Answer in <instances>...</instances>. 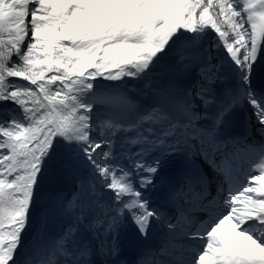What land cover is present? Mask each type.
Segmentation results:
<instances>
[{"label":"snow or ice","instance_id":"snow-or-ice-1","mask_svg":"<svg viewBox=\"0 0 264 264\" xmlns=\"http://www.w3.org/2000/svg\"><path fill=\"white\" fill-rule=\"evenodd\" d=\"M262 61L264 0H0V264H145L199 183L169 264H264Z\"/></svg>","mask_w":264,"mask_h":264},{"label":"bare ground","instance_id":"bare-ground-1","mask_svg":"<svg viewBox=\"0 0 264 264\" xmlns=\"http://www.w3.org/2000/svg\"><path fill=\"white\" fill-rule=\"evenodd\" d=\"M257 127H258V125H257ZM256 133H257V131H256ZM253 141L256 142L257 146L262 144V141L260 140V136L256 135V134L253 137ZM42 203H43V197H41L40 201L38 203H36V208L39 209V207H40V205ZM37 209L33 208V212H32L31 218H30V227H29L28 233H27V238L29 239V241H31V239L33 238V236L36 233V228L37 227H35V224H36V220L38 219V211H37ZM34 227H35V229H34ZM29 241H28V243H29ZM27 244L25 246H27ZM29 250L30 249H28V251ZM25 254H27V252ZM20 258L23 259L22 256Z\"/></svg>","mask_w":264,"mask_h":264},{"label":"rangeland","instance_id":"rangeland-1","mask_svg":"<svg viewBox=\"0 0 264 264\" xmlns=\"http://www.w3.org/2000/svg\"><path fill=\"white\" fill-rule=\"evenodd\" d=\"M252 121H253L254 124H255V131H257V123H256V120H255L254 117L252 118ZM256 135H260V134L258 133V134H256ZM215 194H216V192L214 193V195H215ZM214 195H213V196H214ZM241 203H242V200H241ZM27 233H28V231L25 233V236H24V240H23L24 245L27 244V241H28V240H27V239H28V238H27ZM199 243H200V241H197V242H196V244H199Z\"/></svg>","mask_w":264,"mask_h":264},{"label":"trees","instance_id":"trees-1","mask_svg":"<svg viewBox=\"0 0 264 264\" xmlns=\"http://www.w3.org/2000/svg\"><path fill=\"white\" fill-rule=\"evenodd\" d=\"M8 107H11V105H7Z\"/></svg>","mask_w":264,"mask_h":264}]
</instances>
